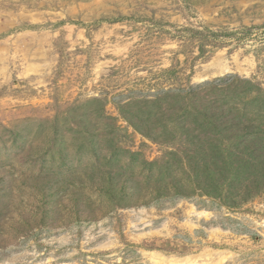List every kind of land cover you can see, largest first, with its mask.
<instances>
[{"label": "rangeland", "instance_id": "374dc122", "mask_svg": "<svg viewBox=\"0 0 264 264\" xmlns=\"http://www.w3.org/2000/svg\"><path fill=\"white\" fill-rule=\"evenodd\" d=\"M0 57V264H264V0H0Z\"/></svg>", "mask_w": 264, "mask_h": 264}, {"label": "bare ground", "instance_id": "6f19581e", "mask_svg": "<svg viewBox=\"0 0 264 264\" xmlns=\"http://www.w3.org/2000/svg\"><path fill=\"white\" fill-rule=\"evenodd\" d=\"M39 50H42L41 47ZM38 50V51H39ZM44 51L42 52L41 55H44L43 54ZM36 54V50H35V53ZM35 56V55H34ZM44 57V56H42ZM2 60V58L0 57V61ZM215 69L214 72H213V75L212 76H217V75H221V74H226L229 72V68L228 66H225L223 65L222 63H219L217 62L215 64ZM241 72H243V70L241 68H238ZM201 75V74H200ZM208 77H204V76H200V81H206ZM152 258H153V261L157 264H201L200 262H202V260H200L202 257L201 256H188V257H183V258H177V257H173V258H165V257H162L161 255H158L156 253L152 254ZM225 258L222 257L220 259V261L218 263H215V264H221L222 261L224 260ZM203 264V263H202ZM209 264H213V263H209Z\"/></svg>", "mask_w": 264, "mask_h": 264}]
</instances>
